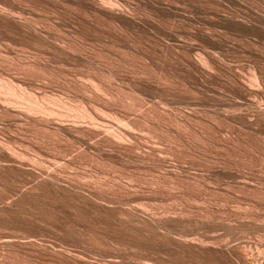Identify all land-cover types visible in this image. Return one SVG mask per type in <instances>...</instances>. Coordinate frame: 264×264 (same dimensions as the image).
<instances>
[{"label": "rangeland", "instance_id": "obj_1", "mask_svg": "<svg viewBox=\"0 0 264 264\" xmlns=\"http://www.w3.org/2000/svg\"><path fill=\"white\" fill-rule=\"evenodd\" d=\"M0 1L69 48L22 51L3 26L1 70L124 135L0 115L28 157L0 160V264H264V0Z\"/></svg>", "mask_w": 264, "mask_h": 264}, {"label": "bare ground", "instance_id": "obj_2", "mask_svg": "<svg viewBox=\"0 0 264 264\" xmlns=\"http://www.w3.org/2000/svg\"><path fill=\"white\" fill-rule=\"evenodd\" d=\"M13 1V0H12ZM17 1H19V0H17ZM62 1V0H61ZM70 1V0H69ZM68 1V2H69ZM1 2V1H0ZM21 2V1H20ZM63 2V1H62ZM89 2V1H88ZM99 2V3H98ZM98 4H96V7L97 8H104V9H106V10H108V11H111V12H113L114 10H115V7H114V4H116L117 3V5H118V2H116V3H112V2H110L109 0H98ZM114 2V1H113ZM8 3V2H7ZM14 3V2H13ZM12 3V4H13ZM16 3V2H15ZM5 5H3L2 3L0 4V18L3 20L4 19V21H3V23H4V25H3V23L1 22L2 20L0 19V23L2 24H0L1 26H0V28L1 27H3L4 26V28H6V31H5V29L4 30H2V31H4L3 33H2V31L0 30V32L2 33V34H4L5 32H7V34L9 33V35H12V36H10V38L12 37H14L13 38V40H11V41H14V39L16 40V42H17V44H20V46H16V47H21V46H23V48L25 47V49H27V47H30L31 48V51H33V50H35V48L38 50V48L37 47H39V51L41 52V53H43V52H49V51H51L54 55H55V53L57 54L58 53V49H61L62 48V46H63V44H62V42H61V45L59 44L60 43V40L58 41V36H57V34L58 33H55V32H59V30L61 31L62 29H63V27L62 26H65V25H63V23L62 24H55V21L52 19V21H49V20H51V19H45V17L43 18V16H40V15H38L37 13H34L35 12V10L36 9H32L33 8V6H32V10H34V12L32 11H29V12H27V8H22L20 5H18V7H16L15 5H13V6H11V5H6V3H4ZM8 4H10V3H8ZM53 4V3H52ZM66 4V3H65ZM74 4V3H73ZM83 4V3H82ZM87 4V3H86ZM91 4V3H90ZM17 5V4H16ZM38 5V4H37ZM36 5V6H37ZM68 5V4H67ZM79 5V4H78ZM92 5H93V3H92ZM24 6V5H23ZM50 6V5H49ZM53 6V5H52ZM55 6V5H54ZM63 6V5H62ZM94 6H95V4H94ZM120 6V5H119ZM119 6H118V8H119ZM27 7V6H26ZM72 7V6H71ZM79 7V6H78ZM121 7V6H120ZM162 7H164V5H162ZM172 7V6H171ZM38 8V7H37ZM66 8V7H65ZM89 8V7H88ZM93 8V7H92ZM122 8V7H121ZM43 9H45V8H43ZM54 9V8H53ZM69 9V8H68ZM81 9V8H80ZM85 9V8H84ZM163 9V8H162ZM173 9V8H172ZM41 10V9H40ZM48 10V9H47ZM79 10V9H78ZM120 10V9H119ZM42 11V10H41ZM54 11H56V10H54ZM53 11V12H54ZM65 11V10H64ZM80 11V10H79ZM94 11V10H93ZM96 11V10H95ZM102 11V10H101ZM171 11V10H170ZM76 12V11H75ZM121 12V11H120ZM229 12H231V11H229ZM238 12V11H237ZM40 13V12H39ZM50 13V12H49ZM87 13V12H86ZM92 13V12H91ZM107 13V12H106ZM227 13V12H226ZM46 14H48V13H46ZM77 14V13H76ZM101 14V13H100ZM116 14V13H115ZM123 14V13H122ZM241 14V13H240ZM62 15V14H61ZM95 15V14H94ZM102 15V14H101ZM111 15V14H110ZM117 15V14H116ZM232 15V14H231ZM103 16V15H102ZM122 16V15H121ZM129 16V15H128ZM229 16V15H228ZM234 16V15H233ZM48 17V16H47ZM119 17V16H118ZM223 17V16H222ZM224 17H226V16H224ZM237 17V16H236ZM240 17V16H239ZM251 17V16H250ZM50 18V17H49ZM74 18V17H73ZM117 18V17H116ZM121 18V17H120ZM127 18V17H126ZM227 18V17H226ZM229 18V17H228ZM230 18H231V16H230ZM246 18V17H245ZM247 18H248V16H247ZM256 18V17H255ZM60 19V18H59ZM128 19V18H127ZM239 19V18H238ZM250 19H252L253 20V18H250ZM6 20V21H5ZM69 20V19H68ZM73 20V19H72ZM126 20V19H125ZM133 19H131V21H132ZM232 20V19H231ZM233 20H234V18H233ZM237 20V19H236ZM240 20V19H239ZM130 21V20H129ZM247 21V20H246ZM50 22H53V23H50ZM123 22V21H122ZM135 22V21H134ZM244 22V21H243ZM258 22V21H257ZM59 23V22H58ZM252 23V22H251ZM52 26H51V25ZM66 24V23H65ZM133 24V23H132ZM260 25V24H259ZM264 24H262V26H263ZM70 26V25H69ZM249 26V25H248ZM257 26V25H256ZM62 27V28H61ZM255 27V26H254ZM53 28H56L57 29V31H55V29L54 30H52ZM68 28V27H67ZM78 28V27H77ZM2 29V28H1ZM72 30V29H71ZM75 30V29H74ZM65 32H67V31H65ZM71 32H73V31H71ZM261 32V31H260ZM7 34L5 35V36H7ZM62 34V33H61ZM66 34V33H65ZM209 34V33H208ZM207 34V35H208ZM9 35L7 36L8 38H9ZM60 35V34H59ZM62 35H64V34H62ZM210 35V34H209ZM4 37V36H3ZM76 37V36H75ZM9 38V39H10ZM11 38V39H12ZM61 38V37H60ZM70 38V37H69ZM74 38V37H73ZM78 38V37H77ZM2 39H4V38H2ZM66 39V38H65ZM79 39V38H78ZM68 40V39H67ZM75 40H76V38H75ZM11 41H9V42H11ZM72 41V40H71ZM2 42V41H1ZM15 42V41H14ZM65 42V41H64ZM3 43V42H2ZM73 43V42H72ZM76 43V42H75ZM81 43V42H80ZM6 44H9V43H6ZM11 44V43H10ZM67 44V43H66ZM69 45V44H68ZM75 45V44H74ZM5 46V45H4ZM31 46H33V47H35L33 50H32V48L33 47H31ZM59 46H61V48L59 47ZM66 46V45H65ZM65 46H63L64 48H65ZM71 46V45H70ZM78 46V45H77ZM0 47H2V45L0 46ZM7 47V46H6ZM13 47H14V45H13ZM13 47H11V49L13 48ZM59 47V48H58ZM5 48V47H4ZM9 48V47H8ZM22 48V47H21ZM23 48H22V51H24L23 50ZM41 48V49H40ZM64 48H63V50H64ZM66 48H67V46H66ZM71 48V47H70ZM74 47H72V49H73ZM77 48V47H76ZM69 48H67V50H68ZM71 49V50H72ZM8 50V49H7ZM6 50V51H7ZM14 50V49H13ZM36 50V51H37ZM49 50V51H48ZM63 50H61V51H63ZM66 50V49H65ZM10 51V50H9ZM12 51V50H11ZM18 51V50H17ZM8 52V51H7ZM40 52H38V53H40ZM50 52V53H51ZM64 52V51H63ZM70 52V51H69ZM73 52H74V50H73ZM0 53H1V50H0ZM29 53V52H28ZM38 53H35V54H38ZM1 54H3V55H5L6 53H1ZM30 54V53H29ZM59 54H60V51H59ZM78 54V53H77ZM8 55H10V54H8ZM13 55V54H12ZM40 55V54H39ZM43 55H44V53H43ZM52 55V54H51ZM50 55V56H51ZM14 56V55H13ZM25 56V55H24ZM29 56V55H28ZM31 56V55H30ZM48 56V55H47ZM56 56V55H55ZM54 56V57H55ZM60 56V55H59ZM0 57H1V55H0ZM32 57V56H31ZM35 56H33V58H34ZM39 57V56H38ZM2 58V57H1ZM4 58V57H3ZM37 58V57H36ZM43 58V57H42ZM68 58V57H67ZM7 59V58H6ZM32 59V58H31ZM38 59V58H37ZM48 59V58H47ZM51 59H53V58H51ZM199 59H201L200 57H199ZM215 59V58H214ZM4 60H5V58H4ZM19 60H22V59H19ZM41 60V59H40ZM49 60V59H48ZM58 60V59H57ZM205 60V59H204ZM203 60V61H204ZM216 60V59H215ZM0 61H3V59L2 60H0ZM24 61V60H23ZM26 61V60H25ZM36 61V60H35ZM42 61V60H41ZM47 61V60H46ZM50 61V60H49ZM206 61V60H205ZM212 61V60H211ZM11 62V61H10ZM33 62V61H32ZM48 62V61H47ZM46 62V63H47ZM200 62V61H199ZM207 62V61H206ZM3 63H4V61H3ZM3 63H1V64H3ZM29 63V62H28ZM36 63V62H35ZM35 63H33V65L35 64ZM204 64H205V62H203ZM208 63V62H207ZM38 64V63H37ZM43 64V63H42ZM202 64V63H201ZM203 64V65H204ZM4 65V64H3ZM3 65H2V67H3ZM6 65V64H5ZM8 65V64H7ZM22 65H24V64H22ZM32 65V66H33ZM264 65V64H263ZM20 66H21V63H20ZM19 66V67H20ZM29 66V65H28ZM198 66V65H197ZM7 67V66H6ZM22 67V66H21ZM25 67V66H24ZM33 67H35V65L33 66ZM40 67V66H39ZM206 67V66H205ZM209 67H210V64H209ZM5 68V67H4ZM13 68V67H12ZM27 68H29V67H27ZM26 68V69H27ZM31 68V67H30ZM258 68V67H257ZM2 68L0 67V115L1 116H7V117H11V118H13L12 120L15 122V123H17V124H24V122L25 123H29V124H31V125H34L35 126V128L36 127H38V128H41L42 130L44 129H47V128H49V126H51L53 123L54 124H56L58 127H56V130L57 131H59V132H63V130H64V132L66 131L67 132V134H70V133H73V132H71V131H74V130H71V129H74V128H88L87 130H89L90 129V131L92 132V131H94V132H97V133H99V132H104L105 133V135H107L106 137L107 138H109V139H111V141L113 140V141H116V142H121V140H123V137H124V135H121V134H119L120 133V131L118 132V133H116L117 132V130H116V132L115 131H113L112 129H110V127H108V126H110V125H105L104 123H100L98 120H96L95 119V117L92 115V113L87 109L88 107H86L85 105L83 106V105H79L78 103H75V104H78V105H73V104H71V103H68L67 102V100L65 101L60 95V97L59 96H57V95H55V96H53L52 94H47V93H40V94H38V93H36V92H41V90L39 91V90H37L36 92L35 91H33L32 90V88H28V87H26L25 85H23V84H21V83H19V81H16V79H14V78H16V77H14V78H12V77H10L9 75H7L8 73L10 74V72H6V71H2L1 70ZM17 69H20V68H17ZM207 69H208V66H207ZM8 70H9V68H8ZM12 70V69H11ZM10 70V71H11ZM205 70V69H204ZM18 71V70H17ZM21 71V70H20ZM27 72V71H26ZM29 72V71H28ZM256 72V71H255ZM12 73V72H11ZM22 73V72H21ZM240 73V72H239ZM242 73V72H241ZM263 73H264V71H263ZM26 74V73H25ZM31 74V73H30ZM29 74V75H30ZM243 74H244V72H243ZM253 74V73H252ZM32 75H34V74H32ZM240 75V74H239ZM242 75V74H241ZM240 75V76H241ZM11 76H13V75H11ZM20 76V75H19ZM22 76V75H21ZM239 76V77H240ZM252 76V75H251ZM250 76V77H251ZM29 77V76H28ZM18 78V77H17ZM27 78V77H26ZM33 78V77H32ZM233 78V77H232ZM231 78V79H232ZM238 78V77H237ZM236 78V79H237ZM243 78V77H242ZM29 79V78H28ZM36 79V78H35ZM251 79V78H250ZM260 79H263V75H260V74H258L257 75V73L256 74H254V79L253 80H255L256 82H259V80ZM23 80V79H22ZM21 80V81H22ZM40 80V79H39ZM233 80H234V78H233ZM27 81V80H26ZM32 81V80H31ZM93 81V80H92ZM240 81V80H239ZM242 81H245V80H243L242 79ZM261 81V80H260ZM264 81V80H263ZM30 82V81H29ZM33 82V81H32ZM90 82V81H89ZM235 82V81H234ZM248 82V81H247ZM255 82V83H256ZM91 83H93V82H91ZM244 83V82H243ZM249 83V82H248ZM247 83V84H248ZM27 84V83H26ZM33 84V83H32ZM35 84V83H34ZM37 84V83H36ZM94 84V83H93ZM92 84V85H93ZM99 84V83H98ZM234 84V83H233ZM245 84V83H244ZM252 84V83H251ZM258 84V83H257ZM236 85V84H235ZM242 85V84H241ZM253 85H254V82H253ZM34 86H36V85H34ZM97 86V85H96ZM95 86V87H96ZM247 86H249V85H247ZM246 86V87H247ZM261 86H262V84H261ZM260 86V87H261ZM264 86V85H263ZM254 87V86H253ZM253 87L251 88V89H253ZM256 87V86H255ZM94 88V87H93ZM97 88H99V87H97ZM97 88H95V89H97ZM245 88V87H244ZM250 88V87H249ZM258 88H259V86H258ZM248 89V88H247ZM257 89V88H256ZM261 89H262V87H261ZM261 89H259L260 91H261ZM97 91V90H96ZM103 91V90H102ZM247 91V90H246ZM253 91V90H252ZM48 92V91H47ZM97 92H99V90L97 91ZM249 92H250V90H249ZM255 92V91H254ZM50 93V92H49ZM251 93V92H250ZM56 94V93H55ZM252 94V93H251ZM256 96V95H255ZM259 96V95H258ZM66 98V97H65ZM253 99H254V96H253ZM79 100H81V99H79ZM113 100V99H112ZM254 100H256V98L254 99ZM260 100V99H259ZM70 101V100H69ZM82 101H83V99H82ZM258 101V100H257ZM80 102V101H79ZM81 104V103H80ZM93 104V103H92ZM259 104V103H258ZM258 104H257V106H258ZM261 104V103H260ZM93 106V105H92ZM86 107V108H85ZM262 107V106H261ZM94 108V107H93ZM68 110V111H73L74 112V114L73 115H71V116H73L72 117V119L70 118H67V120H65L64 119V117H65V115L66 114H68V113H66L65 112V110ZM259 109H260V107H259ZM66 110V111H67ZM93 110V109H92ZM96 110V109H95ZM70 111V112H71ZM103 111V110H102ZM72 112V113H73ZM95 112V111H94ZM97 112H99V111H96V113ZM65 114V115H64ZM98 114V113H97ZM232 114V113H231ZM234 114V113H233ZM236 115H238V113L236 114ZM68 115H66V117H67ZM232 116V115H231ZM240 116H241V114H240ZM244 116V115H243ZM6 117V118H7ZM98 117V116H97ZM115 117V116H114ZM234 117V116H233ZM5 118V117H4ZM4 118L2 117L1 119H0V122H1V120L3 119L4 120ZM118 117H116V119H117ZM235 118V117H234ZM245 118V117H244ZM9 119V118H8ZM84 119H87V125H86V121L84 122L83 120ZM119 119V118H118ZM246 119V118H245ZM11 120V119H10ZM9 120V121H10ZM69 120H71V122L69 121ZM234 120V119H233ZM237 120V119H236ZM5 121H7V120H5ZM4 121V122H5ZM66 121H68V122H70V123H67V125H66ZM117 121H119V120H117ZM248 121V120H247ZM252 121V120H251ZM255 121V120H254ZM119 122H121V121H119ZM237 122V121H236ZM242 122H244V121H242V119H241V123ZM258 122V121H257ZM9 123H11L12 124V122H9ZM84 123V124H83ZM106 123V122H105ZM238 123V122H237ZM8 124V123H7ZM123 124H125L124 122H123ZM243 124V123H242ZM5 125V124H4ZM10 125V124H9ZM66 125V126H65ZM86 125V127H84ZM126 125V124H125ZM248 125H250L249 123H248ZM247 125V126H248ZM12 126V125H11ZM15 126H17V125H15ZM20 126H22V125H20ZM24 126V125H23ZM26 126V125H25ZM240 126V125H239ZM1 127V126H0ZM13 127V126H12ZM12 127H8V128H12ZM31 128H32V126H30ZM52 127H54V126H52ZM244 127V126H243ZM246 127V126H245ZM3 128V127H2ZM6 128V127H5ZM28 128V127H27ZM30 128V129H31ZM112 128H113V126H112ZM52 129V128H51ZM240 129V128H239ZM245 129V128H244ZM11 130V129H10ZM13 130V129H12ZM17 130V129H16ZM18 130H20V127H19V129ZM38 130V129H37ZM36 129H35V131H37ZM42 130H40V131H42ZM86 130V129H85ZM4 131V130H3ZM14 131V130H13ZM24 131H25V129H24ZM27 131V130H26ZM39 131V132H40ZM50 130H48V132H49ZM83 131V130H82ZM28 132V131H27ZM31 132V131H30ZM53 132V130L50 132V133H52ZM55 132V131H54ZM61 132V133H62ZM65 132V133H66ZM69 132V133H68ZM86 132V131H85ZM12 133V132H11ZM11 133H9V134H11ZM15 133V132H14ZM23 133H25V132H23ZM26 134V133H25ZM44 134V133H43ZM59 134V133H58ZM99 134H101V133H99ZM48 135H50V134H48ZM66 135V134H65ZM85 135H86V133H85ZM93 135V134H92ZM6 136V135H5ZM23 136H25V135H23ZM42 136V135H41ZM59 136V135H58ZM70 136H71V134H70ZM74 136V135H73ZM72 136V137H73ZM80 136V135H79ZM82 136V135H81ZM95 136V135H94ZM125 136H127V135H125ZM15 137V136H14ZM21 137V136H20ZM51 137H52V135H51ZM54 137V136H53ZM56 137V136H55ZM67 137H69V135L67 136ZM66 137V138H67ZM101 137H104V136H101ZM3 138V137H2ZM7 138V137H6ZM10 138V137H9ZM17 138V137H16ZM22 138H24V137H22ZM26 138V137H25ZM78 138H80V137H78ZM84 138V137H83ZM83 138H81V139H83ZM89 138V137H88ZM18 139V138H17ZM56 139H57V137H56ZM91 139H92V137H91ZM4 140H6V139H4ZM25 140V139H24ZM87 140V139H86ZM85 140V141H86ZM107 140V139H106ZM125 140V139H124ZM75 141V140H74ZM79 141V140H78ZM83 141V140H82ZM85 141H83V142H85ZM113 141H112V143H113ZM16 142V141H15ZM14 142V143H15ZM93 142V141H92ZM108 142H109V140H108ZM10 143H11V141H10ZM19 143H20V141H19ZM72 143V142H71ZM74 143H76V142H74ZM82 143V142H81ZM124 143V142H123ZM21 144V143H20ZM29 144V143H28ZM83 144V143H82ZM87 144H89V145H91L90 143H87ZM98 144V143H97ZM117 144V143H116ZM22 145V144H21ZM25 145V144H24ZM92 145H93V143H92ZM94 145H96L95 143H94ZM113 145V144H112ZM121 145V144H120ZM19 146V145H18ZM23 146V145H22ZM26 146H27V144H26ZM116 146V145H115ZM17 146H12V144L10 145L9 143H8V141L6 142V141H3V139L1 140L0 139V160L1 161H3V160H8V158H13V159H17L18 157H22V159L24 158V157H26L25 155H26V150H25V152H24V150L23 151H19L18 149H20V147L19 148H16ZM117 147V146H116ZM122 147H124V146H122ZM23 148H21V150H22ZM25 149V148H24ZM29 149H30V147H29ZM95 149H96V147H95ZM98 149V148H97ZM99 149H101V148H99ZM66 151V150H65ZM64 151V152H65ZM102 151H104V150H102ZM31 152V151H30ZM98 152H99V150H98ZM100 153H101V151H100ZM28 154V153H27ZM30 154H33V153H30ZM63 155H65L64 153H63ZM29 156V155H28ZM31 156V155H30ZM32 156H34V155H32ZM38 156V155H37ZM15 157V158H14ZM64 157V156H63ZM26 158H28V157H26ZM19 159V158H18ZM18 159L16 160V161H18ZM21 159V160H22ZM30 159V158H29ZM38 158H36V160H37ZM12 160V159H11ZM24 160H25V158H24ZM36 160H34L35 162H36ZM42 160V159H41ZM9 161V160H8ZM26 161H27V159H26ZM30 161V160H29ZM45 161V160H44ZM4 162V161H3ZM2 162V163H3ZM12 162V161H11ZM21 162V161H20ZM23 162V161H22ZM31 162H32V160H31ZM34 162V163H35ZM56 162V161H55ZM5 163V162H4ZM7 163V162H6ZM13 163H15V162H13ZM18 163V162H17ZM27 163V162H26ZM37 163H38V161H37ZM39 163H41L42 164V162H39ZM16 164V163H15ZM44 164V163H43ZM57 164V163H56ZM59 164V163H58ZM11 165V164H10ZM13 165V164H12ZM27 165V164H26ZM46 165H47V163H46ZM32 166H33V163H32ZM50 167V166H49ZM20 168V167H19ZM39 168H41V165H40V167ZM47 168V167H46ZM43 169H45V168H43ZM42 169V170H43ZM48 169H51V168H48ZM53 169V168H52ZM51 169V170H52ZM41 170V169H40ZM46 171H47V169H45ZM49 171V170H48ZM50 172H52V171H50ZM49 172V173H50ZM42 173H44V172H42ZM48 173V174H49ZM55 173H57V172H55ZM57 175V174H56ZM45 176V175H44ZM50 176V175H49ZM46 177V176H45ZM52 177H53V175H52ZM55 180V179H54ZM44 181V180H43ZM49 181V180H48ZM46 182V181H45ZM43 183V182H42ZM49 183V182H48ZM243 253V252H242ZM245 255H246V253H244ZM244 255V256H245ZM247 257V256H246Z\"/></svg>", "mask_w": 264, "mask_h": 264}]
</instances>
